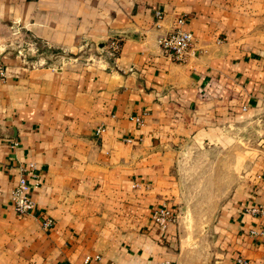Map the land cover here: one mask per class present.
<instances>
[{"label":"crops","instance_id":"crops-1","mask_svg":"<svg viewBox=\"0 0 264 264\" xmlns=\"http://www.w3.org/2000/svg\"><path fill=\"white\" fill-rule=\"evenodd\" d=\"M178 26L195 37L185 62L157 42ZM0 61V264H177V218L152 213L180 216V158L264 129V0H0ZM256 152L214 217L210 264H264L249 235L264 219L246 211L264 205V137ZM24 173L40 182L28 215L10 201Z\"/></svg>","mask_w":264,"mask_h":264},{"label":"rangeland","instance_id":"rangeland-1","mask_svg":"<svg viewBox=\"0 0 264 264\" xmlns=\"http://www.w3.org/2000/svg\"><path fill=\"white\" fill-rule=\"evenodd\" d=\"M19 49L24 58L32 52ZM263 137V126L248 121L226 130L220 143H209L180 158L177 170L183 204L177 223L182 251L177 264L211 263L214 238L210 228L214 217L237 174L240 177L250 164V157L257 153Z\"/></svg>","mask_w":264,"mask_h":264},{"label":"built area","instance_id":"built-area-1","mask_svg":"<svg viewBox=\"0 0 264 264\" xmlns=\"http://www.w3.org/2000/svg\"><path fill=\"white\" fill-rule=\"evenodd\" d=\"M157 16H161V12H157ZM183 20H179L181 24ZM194 34L188 30L183 29L178 26L173 31L162 34L158 37L157 42L160 47L164 50L165 54L170 57L172 60L177 62H185L187 59L195 55L194 45ZM120 47V38H113L109 42V54L115 56ZM19 54L23 56L22 52L19 51ZM7 79V69L4 64L0 61V81H5ZM135 121L138 125H143L144 120L142 116H135ZM104 129H100L98 134L101 133ZM17 143H14V146ZM34 171L36 165L30 163L27 170ZM26 170V169H25ZM35 182L32 184L24 173L22 174L17 182V185L12 190L10 201L13 204L15 210L20 215H28L36 211V202L32 197V188L38 187L40 182L37 175L32 174ZM246 211L254 216L261 217L264 219V205L250 206L246 208ZM153 220L162 228L167 227L171 222L176 221L177 216L173 214L170 209V205L167 203H162L160 206L156 207L152 213ZM54 226V220L51 217H44L42 221V227L44 229L50 230ZM249 235L262 244H264V224L255 226L249 230ZM101 259L100 255H88L85 258V264H92L93 262L99 261ZM159 264H171L169 261H162ZM238 264H249L245 259H238Z\"/></svg>","mask_w":264,"mask_h":264}]
</instances>
